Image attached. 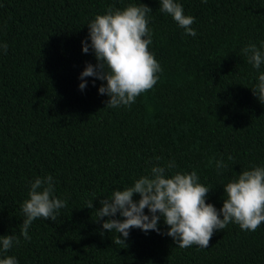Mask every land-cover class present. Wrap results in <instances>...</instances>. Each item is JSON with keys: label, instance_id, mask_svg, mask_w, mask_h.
I'll list each match as a JSON object with an SVG mask.
<instances>
[{"label": "trees", "instance_id": "obj_1", "mask_svg": "<svg viewBox=\"0 0 264 264\" xmlns=\"http://www.w3.org/2000/svg\"><path fill=\"white\" fill-rule=\"evenodd\" d=\"M177 2L195 18V37L160 0H0V44L8 45L0 50V235L20 238L4 255L18 264H264V223L255 231L231 223L207 248H180L163 234V218L160 233L132 228L121 245L115 232L101 234L108 217L95 220L102 199L153 166L168 177L195 170L218 210L223 185L264 166V104L252 91L264 65L254 68L242 52L254 43L264 53V0ZM144 3L162 72L130 107H107L106 80L86 77L79 87L87 64H97L91 48L83 52L88 24L109 8ZM220 159L228 167L218 174ZM49 175L67 206L55 222L34 220L26 241L21 206L31 183Z\"/></svg>", "mask_w": 264, "mask_h": 264}, {"label": "clouds", "instance_id": "obj_2", "mask_svg": "<svg viewBox=\"0 0 264 264\" xmlns=\"http://www.w3.org/2000/svg\"><path fill=\"white\" fill-rule=\"evenodd\" d=\"M206 2V0H202ZM152 8L147 4H130L123 10L109 8L106 14L97 15L89 24V38L83 41V52L94 51L97 64H87L80 75V89L87 86L86 77L107 81L99 87L100 94L110 99L106 106L130 107L138 96L151 90L159 80L162 68L154 54L149 51L153 43L149 14ZM160 11L170 15L184 29L185 35L195 37L192 27L195 18L186 16L182 4L177 0H160ZM0 50L7 53V43L0 44ZM242 52L254 68L264 65V53L256 44L247 45ZM253 94L264 104V72L252 87ZM232 159L231 156L228 157ZM175 167L169 162L168 169ZM223 159L216 161L218 174L227 169ZM224 186V202L221 209L206 202L211 188L199 182L197 172H176L166 176V168L153 166L150 175L136 179L124 190H116L109 198L100 201L102 207L96 209V221L103 220L104 231L115 232V245L126 244L132 228L145 233L161 232L159 222L163 218L168 226L166 233L180 248L193 245L207 248L214 232L224 230L231 223L242 230L255 231L264 223V166L243 169L238 178ZM55 185L51 175L36 178L30 186L29 198L22 204L23 223L21 235L30 241L29 228L38 218L55 222L59 210L67 206V201L54 195ZM139 194L140 199H134ZM92 208L93 201L86 205ZM148 213H145V209ZM123 217V219L117 218ZM20 238L13 234L0 235V264H18L15 256H6Z\"/></svg>", "mask_w": 264, "mask_h": 264}]
</instances>
